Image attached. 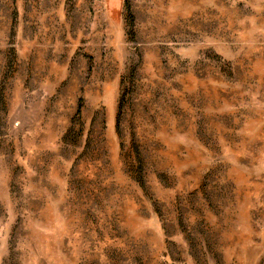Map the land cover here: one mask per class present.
Segmentation results:
<instances>
[{"label": "rangeland", "instance_id": "rangeland-1", "mask_svg": "<svg viewBox=\"0 0 264 264\" xmlns=\"http://www.w3.org/2000/svg\"><path fill=\"white\" fill-rule=\"evenodd\" d=\"M0 264H264V0H0Z\"/></svg>", "mask_w": 264, "mask_h": 264}, {"label": "trees", "instance_id": "trees-1", "mask_svg": "<svg viewBox=\"0 0 264 264\" xmlns=\"http://www.w3.org/2000/svg\"><path fill=\"white\" fill-rule=\"evenodd\" d=\"M132 21H133L132 16H129V22L131 23V26H132Z\"/></svg>", "mask_w": 264, "mask_h": 264}]
</instances>
